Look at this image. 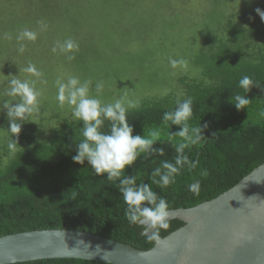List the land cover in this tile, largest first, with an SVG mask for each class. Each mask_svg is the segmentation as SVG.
Instances as JSON below:
<instances>
[{
  "label": "trees",
  "instance_id": "16d2710c",
  "mask_svg": "<svg viewBox=\"0 0 264 264\" xmlns=\"http://www.w3.org/2000/svg\"><path fill=\"white\" fill-rule=\"evenodd\" d=\"M264 9V4H263ZM236 21L226 17L217 29L207 26L206 42L195 58V76L179 78L180 94L146 99L128 110L134 135L158 132L156 147L163 156L139 157L125 169L135 173L137 183H150L152 170L162 160L174 162V144L181 142L171 132L181 126L165 127L162 116L176 107L177 99L192 98V127L202 126L204 138L185 149L196 169L186 167L167 189L155 184L153 191L165 198L169 209L191 208L209 201L234 187L240 180L264 163V20ZM205 35V36H206ZM249 76L259 87L245 93L238 86L242 76ZM235 94L247 95L248 108L238 111L230 102ZM59 123L50 135L33 122L22 124L16 152L10 154L8 142L0 145V236L39 229H71L91 232L115 241L148 250L155 245L144 230L130 225L125 217L127 207L119 189L106 176H97L88 162L79 164L72 157L83 139L82 121L53 116ZM103 131H109L105 121ZM213 133H216L213 135ZM208 175L202 176V170ZM200 181L199 195L187 185ZM118 183V181L116 182ZM185 225L180 219L169 220V228L160 231V239ZM12 264H111L80 258H49Z\"/></svg>",
  "mask_w": 264,
  "mask_h": 264
},
{
  "label": "rangeland",
  "instance_id": "374dc122",
  "mask_svg": "<svg viewBox=\"0 0 264 264\" xmlns=\"http://www.w3.org/2000/svg\"><path fill=\"white\" fill-rule=\"evenodd\" d=\"M264 0H0V145L9 141V121L3 102L13 78L27 80L37 91L39 111L27 117L50 135L58 125L53 116L74 119L72 109L59 106L57 79L78 77L103 82L97 97L111 103L121 96L141 105L146 99L180 94L183 75L195 76L196 54L206 42L207 26L217 29L226 17L259 20ZM37 38L18 41L24 30ZM206 35V36H205ZM71 39L78 49L64 53ZM21 44L24 51L21 53ZM53 47L57 48L53 52ZM74 56V59H68ZM186 65L173 68L170 60ZM34 65L39 76L23 71ZM197 66V65H196Z\"/></svg>",
  "mask_w": 264,
  "mask_h": 264
},
{
  "label": "clouds",
  "instance_id": "9594fccd",
  "mask_svg": "<svg viewBox=\"0 0 264 264\" xmlns=\"http://www.w3.org/2000/svg\"><path fill=\"white\" fill-rule=\"evenodd\" d=\"M262 20H264V10L256 9ZM37 38L36 33L29 30L22 31L17 40H32ZM59 50L64 53L73 52L78 49V44L68 39L64 43H58ZM19 51H24L21 44ZM53 52L57 51L53 47ZM68 59H74V56H68ZM170 64L176 68L178 64L186 65L184 60L171 59ZM23 71L35 76L40 73L34 65H29ZM91 81L81 83L78 77H69L67 81L57 79V96L56 99L59 106L63 108L67 104L72 109V116L75 120L82 121L83 139L77 143V154L72 157L74 162L84 164L85 161L97 176H106L107 180L113 182L126 204L124 210L125 217L130 225L141 227L144 232L148 233L150 241L160 242V231L169 228V205L165 198L153 191L152 185L155 184L160 189H167L175 183L177 175L181 173L185 167L192 171L199 165V160H192L185 153L194 145H197L205 137L202 126L192 127L189 124L193 116V100L192 98L177 99L176 107L171 111H165L162 116V124L165 127L172 125L181 126L180 130L171 132L172 137H179L181 142L174 144V162L162 160L160 166L154 168L150 174V183H137L138 176L133 173L125 175V169L132 166L134 162L142 155L145 158L149 156H163L165 149L156 147L159 142L158 132L153 131L150 135H134V126L129 123L128 110L134 109L136 104L128 101L125 105L124 97L121 96L111 103H102L97 98L104 90L103 82L95 84L96 96H91ZM9 87L5 93L6 96L12 98L4 100L3 110H6L7 119L9 121L8 131L12 135L7 147L10 154L16 152L18 137L22 124L27 117L34 112L39 111L38 93L34 86L27 80L13 78L8 81ZM238 86L245 93H249L252 88L260 86L252 80L251 77L245 75L238 81ZM261 89V88H260ZM264 91V89H261ZM251 100L247 95L235 94L230 97V102L234 104L238 111L248 108ZM259 115L264 117V110ZM105 121L109 122V131L105 132ZM216 133H213L215 135ZM202 176H207V170H202ZM118 181V183H116ZM189 192L199 195L200 181L195 180L187 185Z\"/></svg>",
  "mask_w": 264,
  "mask_h": 264
},
{
  "label": "water",
  "instance_id": "95a60500",
  "mask_svg": "<svg viewBox=\"0 0 264 264\" xmlns=\"http://www.w3.org/2000/svg\"><path fill=\"white\" fill-rule=\"evenodd\" d=\"M169 213V220L185 225L148 250L91 232L39 229L0 236V264L49 258L111 264H264V163L218 197Z\"/></svg>",
  "mask_w": 264,
  "mask_h": 264
}]
</instances>
